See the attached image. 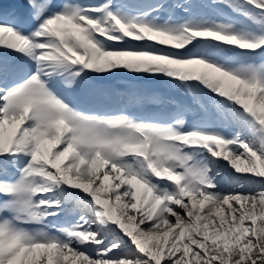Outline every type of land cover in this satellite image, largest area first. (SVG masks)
Returning <instances> with one entry per match:
<instances>
[{
	"label": "snow or ice",
	"instance_id": "1",
	"mask_svg": "<svg viewBox=\"0 0 264 264\" xmlns=\"http://www.w3.org/2000/svg\"><path fill=\"white\" fill-rule=\"evenodd\" d=\"M0 264H264V0H0Z\"/></svg>",
	"mask_w": 264,
	"mask_h": 264
},
{
	"label": "rangeland",
	"instance_id": "2",
	"mask_svg": "<svg viewBox=\"0 0 264 264\" xmlns=\"http://www.w3.org/2000/svg\"><path fill=\"white\" fill-rule=\"evenodd\" d=\"M126 78L123 77L119 80H117V82H123ZM138 82V81H137ZM144 82L147 84V87H158V86H164L166 88V85H163L162 83L160 82H156V81H151L149 80V83H148V80H140L139 83H143Z\"/></svg>",
	"mask_w": 264,
	"mask_h": 264
},
{
	"label": "bare ground",
	"instance_id": "3",
	"mask_svg": "<svg viewBox=\"0 0 264 264\" xmlns=\"http://www.w3.org/2000/svg\"><path fill=\"white\" fill-rule=\"evenodd\" d=\"M5 2H14V0H5ZM100 2V1H99ZM123 77L116 78V80H119ZM143 86L147 87V84L141 83ZM157 88H165L164 86H158Z\"/></svg>",
	"mask_w": 264,
	"mask_h": 264
}]
</instances>
